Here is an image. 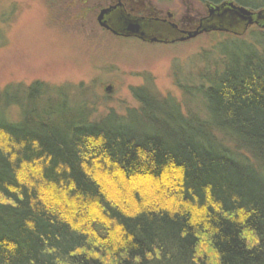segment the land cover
Masks as SVG:
<instances>
[{"label":"trees","instance_id":"trees-1","mask_svg":"<svg viewBox=\"0 0 264 264\" xmlns=\"http://www.w3.org/2000/svg\"><path fill=\"white\" fill-rule=\"evenodd\" d=\"M257 43L226 37L219 69L181 88L196 113L138 87L137 109L92 118L63 88L5 87L0 264H264ZM13 106L18 116L10 119ZM136 181L154 191L134 189L128 210L109 188Z\"/></svg>","mask_w":264,"mask_h":264},{"label":"rangeland","instance_id":"rangeland-1","mask_svg":"<svg viewBox=\"0 0 264 264\" xmlns=\"http://www.w3.org/2000/svg\"><path fill=\"white\" fill-rule=\"evenodd\" d=\"M192 2L152 0L159 9L176 11V19L183 22L204 11L201 5L188 9ZM100 7L96 0H0V92L40 81L50 94L63 88L70 101L86 102L94 118L109 112L125 116L127 110L137 109L132 89L145 87L175 100L184 114L199 112V105L181 88L199 84L201 72L219 69L220 46L232 35L210 32L175 44L115 37L96 22ZM237 37L264 46V29L253 27ZM109 86L110 92H105ZM17 110H7L10 119L18 116ZM139 182H119L109 190L122 194L125 208L132 210L134 189L141 194L154 191L150 183Z\"/></svg>","mask_w":264,"mask_h":264},{"label":"flooded vegetation","instance_id":"flooded-vegetation-1","mask_svg":"<svg viewBox=\"0 0 264 264\" xmlns=\"http://www.w3.org/2000/svg\"><path fill=\"white\" fill-rule=\"evenodd\" d=\"M84 1L86 3L90 1L95 3V0ZM96 1L101 6L96 16L97 23L98 15L105 10V18L108 24L120 29L116 21L122 15L123 18L127 17L131 20L139 21L141 29L145 30V38L140 39L133 34L119 35L113 33L110 29L100 26L98 23L101 28L115 37L140 39L149 43L175 44L195 39L202 34L210 32H222L232 36H241L245 35L253 27L264 29V0H193L191 4H188L187 8L191 9L193 5L192 8L195 10L196 7L201 5L204 11L202 10L203 13L197 19L186 16L185 22L182 19H176V11L159 9L152 3V0ZM238 8L251 12V25L245 26V21L242 23V20L237 17L229 21L227 11ZM223 17L226 18L222 19ZM152 38L156 39V41H151Z\"/></svg>","mask_w":264,"mask_h":264},{"label":"water","instance_id":"water-1","mask_svg":"<svg viewBox=\"0 0 264 264\" xmlns=\"http://www.w3.org/2000/svg\"><path fill=\"white\" fill-rule=\"evenodd\" d=\"M218 11V10H217ZM228 13V16L227 18L234 20L236 17L238 19H241L242 20V23L244 22L245 23V26L247 25H251L252 24V14L250 11L246 10V9H243V8H238V9H235V10H231V11H227ZM106 11H102L100 12V14L98 15L97 17V21L99 23L100 26L102 27H105L107 29H110L113 31V33H116V34H119V35H129V34H133V35H136L138 38L140 39H144L145 37V33L144 31L145 30H142L141 29V25L139 23V21L137 20H131L127 17L123 18L122 15H120L116 21V23L119 25V28L120 29H117L113 26H110L106 20ZM226 17H223L222 19H225ZM221 19V18H220ZM225 21V20H224ZM228 21V20H227ZM125 27V28H124ZM147 29V28H146ZM151 29V28H149ZM243 33V32H242ZM151 41H156V39H153ZM105 92H110L111 90V87H105Z\"/></svg>","mask_w":264,"mask_h":264}]
</instances>
